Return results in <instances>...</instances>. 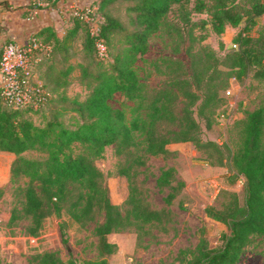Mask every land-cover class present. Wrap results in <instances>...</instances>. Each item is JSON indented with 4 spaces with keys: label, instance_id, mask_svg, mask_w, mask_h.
<instances>
[{
    "label": "trees",
    "instance_id": "1",
    "mask_svg": "<svg viewBox=\"0 0 264 264\" xmlns=\"http://www.w3.org/2000/svg\"><path fill=\"white\" fill-rule=\"evenodd\" d=\"M116 1L98 0L95 12L102 19L98 16L96 31L90 22L72 15L64 35L51 26L34 33L51 45L50 51L39 53L33 65L38 80L48 92L38 108L7 105L0 95V150L21 155L26 150L39 149L47 154L40 160L20 157L14 162L13 177L28 176L29 183L23 189V206L13 211L11 219H17L22 212L31 220L30 233L36 235L44 218L53 212L60 214L66 204L77 220L93 217L95 205L104 211V219L95 228L102 257L79 263L75 258L64 261L56 251L49 250L35 256L29 264H109L108 254L116 250V244L108 240V234L132 225L142 229L147 223L159 222L162 211L143 204L136 186L131 185L129 208L123 212L102 183L103 172L94 159L102 156L109 144L120 143L122 148L136 145L139 131L145 134V149L152 154L165 153L173 141H198L201 125L194 115V106L200 98L197 106L204 113L217 102L219 89L229 78L243 79L252 74L254 78L264 79V33L254 36L249 32L257 17L263 15L262 0H194L192 6V0H123L128 2L130 28L112 13L110 5ZM173 11L176 20L169 17ZM204 11L210 13V20L193 19L194 12ZM243 21L246 24L235 37L236 46L223 58L208 46L192 56L193 83L202 88V80L207 79L202 97L191 88V80L181 74L155 90L141 77L136 62L148 52L150 38L158 31L183 33L187 29L194 38V29L204 28L209 22L215 32L222 33L228 24L238 26ZM83 28V49L93 52L98 62L95 69L79 64L90 90L84 99L70 98L60 88L64 89L68 83L73 64L62 70L54 84L37 70L41 62L53 56L55 48L70 45ZM119 32H123L119 39L122 44L117 46L119 41L114 42L113 35ZM99 38L107 46L106 59L99 56ZM116 92L134 101L131 117L111 104ZM180 96L183 106L178 113L175 107ZM53 100L45 123L38 124L25 115V111L43 110ZM66 112L78 115L72 125L60 118ZM162 122L176 128L164 131ZM243 123V143L232 159L245 178V202L243 205L236 202L225 209L207 207L210 215L228 225L229 232L219 246H209L202 240L184 264H237L252 237L264 235V101L248 113ZM76 143L82 146L79 152H74ZM170 173L171 169L164 170L158 182L170 184ZM76 184L79 191L74 193ZM173 197L169 194L167 200ZM61 234L63 241L68 242L64 224ZM0 264L8 263L0 260Z\"/></svg>",
    "mask_w": 264,
    "mask_h": 264
},
{
    "label": "rangeland",
    "instance_id": "2",
    "mask_svg": "<svg viewBox=\"0 0 264 264\" xmlns=\"http://www.w3.org/2000/svg\"><path fill=\"white\" fill-rule=\"evenodd\" d=\"M86 3L96 9L98 7V0L83 1L82 4ZM193 3L194 0L190 6ZM127 5V1L117 0L110 5V9L130 28ZM98 16L102 19L100 14ZM192 16L197 21L210 20L207 11L194 12ZM169 17L176 20L174 11L169 13ZM245 24L246 21L238 26L228 24L224 32L217 33L209 22L204 28L194 29V38L187 29L183 33L160 30L151 36L150 48L137 60L136 66L149 88L164 87L170 79L181 74L191 80V88L202 97L207 79L202 80V88L193 83L192 56L208 46L223 58L236 46L235 37ZM69 26L55 29L64 35ZM249 32L254 36L264 33V15L257 17ZM83 34L84 28L70 45L55 48L53 56L41 62L37 70L54 84L61 77L62 70L73 64L67 76L68 83L64 89L60 88L70 98L84 99L90 90L79 64L95 69L98 62L93 52L83 49ZM122 36L123 32L114 34L113 41H119ZM120 44L119 41L117 46ZM111 48L113 50L114 47ZM263 101L264 79L254 78L252 74L243 79L231 77L219 89L217 102L204 113L197 106L201 98L194 106V115L201 125L198 141H173L167 145L165 153L152 154L146 151L145 134L139 131L138 143L134 146L122 148L120 143L106 146L103 155L95 158L94 163L103 172L102 183L108 187L113 202L125 212L129 208L127 199L131 185H135L143 204L162 211L159 222L147 223L142 229L132 225L109 233L108 240L116 244V250L108 254L109 264H184L194 255L202 240L209 246L223 243L229 227L206 209L208 206L225 209L236 202L244 204L245 178L234 166L232 157L242 146L245 118ZM110 102L131 117L134 101L116 92ZM54 103L53 100L40 111H25V115L43 124ZM182 106L183 98L180 96L175 107L178 113ZM77 116L76 113L66 112L60 118L72 125ZM161 128L165 131L176 127L162 122ZM80 150L81 144L76 143L74 152ZM46 156V152L39 149H29L21 155L0 150V260L8 264H29L35 256L49 250L56 251L64 261L75 258L79 263L102 257L95 228L104 219V211L98 205L93 207V217L77 220L71 216L66 204L60 214L53 212L44 218L36 235L30 233L31 220L22 212L18 213L20 216L17 219H11L13 211L22 208L23 189L29 183L28 176L13 177L14 162L20 157L40 160ZM168 169H171V183H159L162 172ZM78 191L76 184L74 193ZM169 194L174 195L170 201L167 200ZM62 224L68 242L62 239ZM237 264H264V235L255 234L252 237Z\"/></svg>",
    "mask_w": 264,
    "mask_h": 264
},
{
    "label": "built area",
    "instance_id": "3",
    "mask_svg": "<svg viewBox=\"0 0 264 264\" xmlns=\"http://www.w3.org/2000/svg\"><path fill=\"white\" fill-rule=\"evenodd\" d=\"M29 1L32 5L31 17L50 4V0ZM262 2L264 3V0ZM69 7L72 15H78L90 22L94 31L98 29L94 5L72 2ZM97 48L101 58H108L107 46L103 39L97 40ZM50 50L51 45L34 33L25 40L9 38L4 43L0 54V95L7 105L38 108L45 101L48 92L38 80L33 65L40 52Z\"/></svg>",
    "mask_w": 264,
    "mask_h": 264
},
{
    "label": "crops",
    "instance_id": "4",
    "mask_svg": "<svg viewBox=\"0 0 264 264\" xmlns=\"http://www.w3.org/2000/svg\"><path fill=\"white\" fill-rule=\"evenodd\" d=\"M83 1L88 0H51L49 6L31 17L29 0H0V52L9 38L25 40L45 26L65 29L64 25L68 26L72 17L69 4L76 2L83 5Z\"/></svg>",
    "mask_w": 264,
    "mask_h": 264
}]
</instances>
